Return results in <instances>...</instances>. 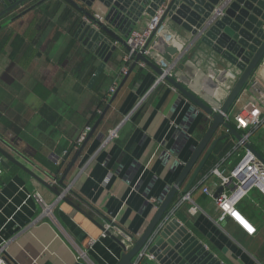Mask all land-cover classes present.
I'll list each match as a JSON object with an SVG mask.
<instances>
[{"label": "crops", "instance_id": "crops-1", "mask_svg": "<svg viewBox=\"0 0 264 264\" xmlns=\"http://www.w3.org/2000/svg\"><path fill=\"white\" fill-rule=\"evenodd\" d=\"M36 1L28 0L5 19ZM78 3L90 13L101 11L98 3L92 8ZM148 17L143 15L134 28H141ZM83 18L64 0H46L0 28V147L60 191L65 186L58 180L81 145L76 147V140L107 104L128 52L116 43L104 70L91 81L101 60L76 37ZM183 61L172 72L184 73ZM158 77L141 61L135 64L67 174L64 184L70 190L65 196L70 202L59 199L54 204L55 222L39 219L34 193L47 202L57 196L11 161L1 165L0 239H9L5 256L10 264H86L76 258L80 250L94 264H117L121 242L114 234L100 236L103 225L113 220L139 238L211 121L169 83L157 82ZM252 78L264 85V69L257 66ZM196 92L204 93L200 88ZM114 129L117 136L109 140ZM224 133L221 127L217 134ZM236 141L229 135L217 143L188 191L191 201L177 206L207 148L202 152L163 220L171 212L223 264H264V195L251 189L237 204L256 228L248 235L229 218L218 221L214 200L202 191L207 186L215 193L216 177H204ZM251 142L264 156V129ZM54 178L57 184L51 183ZM191 202L196 213L189 211Z\"/></svg>", "mask_w": 264, "mask_h": 264}, {"label": "water", "instance_id": "water-1", "mask_svg": "<svg viewBox=\"0 0 264 264\" xmlns=\"http://www.w3.org/2000/svg\"><path fill=\"white\" fill-rule=\"evenodd\" d=\"M27 1L0 0V21L2 20L0 28L46 0H37L5 19ZM64 1L77 9L87 19V21L83 19L80 22L76 30V37L101 60L91 81L104 70L105 65L117 49L116 43L129 50L125 39L143 15H152L161 5H164L165 9L157 27L143 47V49L151 47V49L149 48V55H144L142 51L134 52V61L127 73L123 76L98 119L87 133L83 143L60 176L58 180L60 185L66 186L64 180L67 174L138 61L151 67L158 76H162L164 81L211 119L177 178L161 198L144 231L139 238L135 239L134 245L126 251L123 244L120 243L122 252L117 264H133L136 254L158 229L183 180L206 148L205 154L182 188L183 194H186L193 186L217 143L229 135L240 141L264 165V156L251 143L244 141L240 132L223 118V114L229 111L264 55V29L262 28L264 0ZM78 1L89 8L98 3L104 12L103 17L101 19L96 18L94 13L84 9ZM162 31L165 34H162ZM172 55L176 56L173 61L174 67L183 61L184 57L187 58L183 61L186 63L184 73L175 69L169 75L168 66L172 64L170 62ZM150 57L161 60V65L152 62ZM218 61H221V65H218ZM199 88L204 92L201 95L196 92ZM218 90H220L219 95L216 94ZM214 108L217 110L215 111ZM221 127L225 133L218 135ZM6 160L23 169L62 200L70 202L60 190L54 188L45 179L0 147V164L7 166ZM222 190L221 186L218 187L214 196L216 197ZM107 234L111 235L109 231ZM117 240L119 242V239ZM148 252L153 256V261L143 260L139 264H223L175 217H171L164 224V227L154 237Z\"/></svg>", "mask_w": 264, "mask_h": 264}, {"label": "built area", "instance_id": "built-area-1", "mask_svg": "<svg viewBox=\"0 0 264 264\" xmlns=\"http://www.w3.org/2000/svg\"><path fill=\"white\" fill-rule=\"evenodd\" d=\"M165 6H159L152 15H149L145 24L141 28H132L127 35L125 41L129 46L127 54L123 57V63L120 69V73L113 79V82L109 88L108 98L115 92L118 84L120 83L123 76L128 71V62L134 57V52L142 51L144 55H149L150 49H143L147 39L151 33L157 27L160 18L164 12ZM104 12L97 11L94 13L96 18L101 19ZM87 21L86 18H83ZM264 29V22L262 25ZM169 64V75H171L174 66ZM258 67L264 69V55L258 63ZM157 82H164L162 76H159ZM215 109V108H214ZM217 109H215L216 111ZM225 121L234 124V128L237 129L244 141L251 143V139L257 135L261 130L264 129V85L258 78H249L247 85L244 87L240 95L236 98L229 111L223 114ZM90 127L87 126L82 131L79 138L76 140V147L84 141ZM117 136L116 129L111 130L108 134V139L111 140ZM235 159L234 163L229 168H222V165L229 159ZM1 172V164H0ZM216 177L217 181L214 183L215 187H222L223 190L216 197L214 192L211 191L207 186L202 188V191L208 194L213 200L218 210V221L225 218H229L234 221L238 226L242 228L248 235H253L256 232V228L238 211V202L246 195L251 189H257L261 194L264 195V165L254 156V154L243 146L240 141L232 146V148L221 158L220 162L212 167L205 175L207 177ZM51 183L57 184V179L51 180ZM227 188V190H225ZM70 190V185L65 186L62 189V193L65 195ZM34 195L39 201L41 207L39 219L47 217L53 222L55 218L53 215L54 204L61 199L57 196L56 201L47 202L42 196L35 192ZM182 201H191L189 192H187L177 204ZM198 208L191 202L189 207L190 213H196ZM171 212L168 214L165 220L160 222L158 229L149 237L146 243L136 254L133 264H139L143 260L153 261V256L148 252L149 247L154 240V237L164 227V224L171 218ZM114 221V220H113ZM113 221L107 222L101 232V237H105L107 231L114 234L119 241L123 244L124 249L127 251L133 245L135 239L132 235L122 230ZM251 229V230H249ZM95 240L91 239L89 244L92 245ZM9 244V239H0V264H10L5 256L6 250ZM77 260H83L86 264H94L87 255L86 250H80L77 254Z\"/></svg>", "mask_w": 264, "mask_h": 264}, {"label": "trees", "instance_id": "trees-1", "mask_svg": "<svg viewBox=\"0 0 264 264\" xmlns=\"http://www.w3.org/2000/svg\"><path fill=\"white\" fill-rule=\"evenodd\" d=\"M97 117H98V114L95 113L94 116H93V118H92V121H93L95 118H97ZM92 121H91V122H92ZM232 125H233V127H234V124H233V123H232ZM251 145H252L255 149H258V147H256V145H255L253 142H251ZM231 147H232V146H231ZM231 147H230V148L227 147L228 149L224 152V155H225V153H226L228 150L231 149ZM224 155H222V156H224ZM222 156H221V157H222ZM221 157H220V158H221ZM220 158H219V159H220ZM58 170H59V166L56 167L55 171L58 172Z\"/></svg>", "mask_w": 264, "mask_h": 264}, {"label": "bare ground", "instance_id": "bare-ground-1", "mask_svg": "<svg viewBox=\"0 0 264 264\" xmlns=\"http://www.w3.org/2000/svg\"><path fill=\"white\" fill-rule=\"evenodd\" d=\"M162 34H165V32L162 31ZM220 90L216 92L217 95H219Z\"/></svg>", "mask_w": 264, "mask_h": 264}, {"label": "snow or ice", "instance_id": "snow-or-ice-1", "mask_svg": "<svg viewBox=\"0 0 264 264\" xmlns=\"http://www.w3.org/2000/svg\"><path fill=\"white\" fill-rule=\"evenodd\" d=\"M249 230H251V229H249Z\"/></svg>", "mask_w": 264, "mask_h": 264}, {"label": "rangeland", "instance_id": "rangeland-1", "mask_svg": "<svg viewBox=\"0 0 264 264\" xmlns=\"http://www.w3.org/2000/svg\"><path fill=\"white\" fill-rule=\"evenodd\" d=\"M263 135V134H262Z\"/></svg>", "mask_w": 264, "mask_h": 264}]
</instances>
